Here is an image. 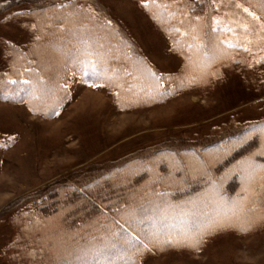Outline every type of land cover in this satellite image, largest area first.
<instances>
[{"label": "trees", "instance_id": "obj_1", "mask_svg": "<svg viewBox=\"0 0 264 264\" xmlns=\"http://www.w3.org/2000/svg\"><path fill=\"white\" fill-rule=\"evenodd\" d=\"M132 1L170 39V47L180 59L176 70L162 72L148 62L124 25L98 0H41L37 8L20 14L34 23L30 42L4 43L7 65L0 73V87L8 90L14 86L16 94L2 100L23 102L34 114L51 118L69 100L68 80L79 75L107 89L118 110H140L179 91L197 88L209 92L227 74L246 71L249 66L252 71L264 68V47L252 49L248 40L232 36L236 30L223 7L227 0ZM236 2L247 16L264 24V0ZM194 45L202 52H195ZM104 68L107 72L103 74L99 70ZM93 69L98 74L92 76ZM42 82L46 91L39 88ZM250 124L249 129L227 132L217 141L204 138L190 145L180 140L171 148H157L118 164L87 169L72 179L74 183L54 185L16 201L8 210V221L15 231L0 253L1 261L137 264L149 250L160 253L201 248L214 231H219L217 235L230 229L260 231L264 228V118ZM230 144L232 147L227 148ZM220 148L221 153L206 162L200 177L173 170L166 161L151 163L167 155L181 162L180 155L191 154L202 162L207 151ZM239 163L245 165L247 190L241 172L232 171ZM135 169L136 173L131 172ZM150 171H156L153 179ZM210 192L218 193L222 201H243L249 215L234 220L217 217L190 236L179 237L169 226L195 218L199 204L210 211ZM157 224L166 228L163 236L152 235V230H158ZM121 232L136 243H127L118 234Z\"/></svg>", "mask_w": 264, "mask_h": 264}, {"label": "rangeland", "instance_id": "obj_2", "mask_svg": "<svg viewBox=\"0 0 264 264\" xmlns=\"http://www.w3.org/2000/svg\"><path fill=\"white\" fill-rule=\"evenodd\" d=\"M40 1L0 0V73L7 65L4 43L26 45L30 42L34 23L20 14L37 8ZM229 2L227 0L223 7L228 10L227 17L236 30L232 34L234 39L248 40L252 49L264 47V24L254 16H247L236 0ZM98 3L124 25L138 51L158 70L170 72L180 66V59L170 47V39L137 3L132 0H98ZM93 5L96 4L93 2ZM98 45L101 47L99 42ZM193 49L202 52L199 46L194 45ZM247 58L252 60L253 57L247 54ZM249 68L227 74L225 80L209 92L197 88L179 91L164 102L128 111L118 110L111 94L99 83H89L86 78L72 75L67 82L69 100L51 118L34 114L23 102L2 100L16 93L12 91L14 86L8 90L0 87V253L13 238L15 229L8 221V210L16 201L54 185L72 183L74 177L87 169L118 164L157 148H171L180 140L190 145L204 138L209 142L217 141L227 132L240 133L249 129L251 122L264 118V68L253 71ZM93 71L92 76L98 74V70ZM99 71L104 74L107 69ZM39 88L47 90L44 82ZM231 147L232 144L227 148ZM221 151V148L207 151L203 164L192 154L180 155L181 162L167 155L151 163L166 161L173 170L194 172L200 177L207 167L206 162ZM244 170V163L232 169L234 173L241 172L247 190L249 182ZM155 173H149L151 179ZM210 196V211H204L199 204L196 215L193 213L195 218H186V224L178 220L169 226L173 232L179 237L190 236L209 220L217 217L234 220L247 214L241 200L222 201L218 193L212 192ZM164 228L159 226L158 230H152V235L163 236L167 232ZM257 229L243 232L230 229L222 235L214 231L212 237L201 243V248L168 249L160 253L149 250L137 264H264V228ZM118 234L130 245L136 243L126 233ZM0 264L6 263L0 259Z\"/></svg>", "mask_w": 264, "mask_h": 264}]
</instances>
